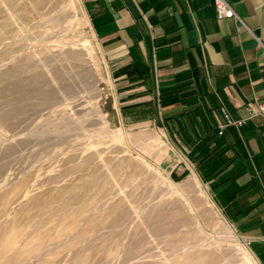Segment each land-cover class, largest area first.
Listing matches in <instances>:
<instances>
[{"label": "rangeland", "instance_id": "obj_1", "mask_svg": "<svg viewBox=\"0 0 264 264\" xmlns=\"http://www.w3.org/2000/svg\"><path fill=\"white\" fill-rule=\"evenodd\" d=\"M110 84L82 0H0V264H260Z\"/></svg>", "mask_w": 264, "mask_h": 264}, {"label": "crops", "instance_id": "obj_2", "mask_svg": "<svg viewBox=\"0 0 264 264\" xmlns=\"http://www.w3.org/2000/svg\"><path fill=\"white\" fill-rule=\"evenodd\" d=\"M226 1L242 24L217 19L213 0H82V9L109 66L105 112L160 130L264 264V119L246 110L264 99V0ZM222 107L244 124L225 125Z\"/></svg>", "mask_w": 264, "mask_h": 264}, {"label": "built area", "instance_id": "obj_3", "mask_svg": "<svg viewBox=\"0 0 264 264\" xmlns=\"http://www.w3.org/2000/svg\"><path fill=\"white\" fill-rule=\"evenodd\" d=\"M213 6L216 11L217 19L222 20L225 18H232L242 24L240 19L237 17L231 6L226 0H213ZM246 110L250 116H260L264 119V99L263 100H254L248 102L246 105ZM220 112L224 117L225 125H235L241 126L244 124V121H234L230 118L229 114L226 112L225 108H220ZM223 125L219 126L218 135L222 134Z\"/></svg>", "mask_w": 264, "mask_h": 264}]
</instances>
